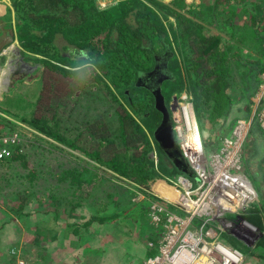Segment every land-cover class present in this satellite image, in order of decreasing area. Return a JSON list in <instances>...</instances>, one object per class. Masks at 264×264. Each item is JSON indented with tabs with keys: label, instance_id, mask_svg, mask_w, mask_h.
<instances>
[{
	"label": "trees",
	"instance_id": "obj_1",
	"mask_svg": "<svg viewBox=\"0 0 264 264\" xmlns=\"http://www.w3.org/2000/svg\"><path fill=\"white\" fill-rule=\"evenodd\" d=\"M262 2L115 0L100 7L97 0H10L2 21L5 28L13 31L11 41L18 42L26 62L42 66L33 79L40 83L37 95L26 99L24 94L19 102L22 107H30L31 97L35 98L32 113L10 117L52 139L53 142H46L53 149L63 150L59 145L75 149L108 171L150 186L155 178H160L156 172L158 165L154 167L148 156L150 143L146 134L147 131L150 135L160 122L153 94L158 86L170 115L171 96L186 90L197 125L200 130L209 125L210 137L206 142H213L214 147L217 139L231 131L237 119L249 115L251 99L259 87L258 76L264 70V13L259 10ZM239 14L249 20L243 28L237 21ZM7 45L8 42L4 47ZM156 64L157 70L167 75L161 83L157 75H148ZM83 86L87 93L104 91L100 99L107 98L116 126L112 128L110 118L105 123V117L100 115L84 122V135L81 134L84 139H75L69 129L59 127L57 110L80 94ZM0 121L7 132L17 127L5 117L0 116ZM252 129L255 140L262 141L263 134L256 122ZM43 138L36 136L38 141ZM116 139L123 146L117 152L113 148ZM206 142L205 150L210 147ZM83 143L90 144L91 149L87 150ZM102 157L105 161H101ZM12 158L7 162L11 164ZM94 168L86 164L80 169L67 168L57 173V184L65 183L71 189L68 199L62 192L55 193L59 204L73 210L79 206L83 194L86 200L96 193L107 173L102 175ZM168 170L170 174L180 173L172 165ZM24 176L31 183L37 174L30 171ZM155 189L162 196L173 193L176 197L173 187L163 181L156 182ZM23 192V196L13 195L18 201L11 207L16 220L26 216L23 209L30 203V196L36 194L27 188ZM118 205L112 200L96 199L92 203L93 213L81 228L119 218L144 228L147 201L143 199L123 208H117ZM253 208L243 214L264 230L263 208L260 205ZM56 210L59 214V207ZM223 235L226 243L243 254L254 249L262 252L251 251L253 254L264 253V235L253 248L233 235L226 234L227 239ZM233 238L241 244H235ZM156 252L149 254L154 256Z\"/></svg>",
	"mask_w": 264,
	"mask_h": 264
},
{
	"label": "rangeland",
	"instance_id": "obj_2",
	"mask_svg": "<svg viewBox=\"0 0 264 264\" xmlns=\"http://www.w3.org/2000/svg\"><path fill=\"white\" fill-rule=\"evenodd\" d=\"M8 1L10 3V0ZM113 2L115 0H97V4L100 7H104ZM259 10L264 13V0L260 4ZM244 17L243 14H239L237 18V21L240 23L239 27L241 28L249 23L248 18L244 19ZM10 45H15L18 48L19 58L32 69L30 70L28 68L27 70L30 71L13 74L9 84H7L8 77H5V75L8 71L15 69V65L11 67V64H9L6 70L2 72L7 59V55L3 54V51ZM41 67L40 63L26 62L20 54L19 45L15 41L10 42L0 51V89L7 85L0 91V106L4 108L1 109L0 116L13 121L17 126L12 132H7V129L3 127V122L0 121V136L17 132L21 139L20 143L14 147L13 158L10 161L11 164L7 162L8 159L0 161V264H15L17 259L26 260L29 264H147L149 258H154L158 253L159 241H162L165 234L164 223L155 225L148 214L151 203L155 201L154 198L152 199L148 196L151 197V191L155 190L154 184L160 181V178H155L150 186L124 178L108 171L104 165L91 160L90 157L84 156L75 149L59 144V147L63 150L53 149L46 142H53L52 139L40 134L26 123L11 118L10 115L16 116L27 113L29 116L32 113L35 98L31 97L28 103L30 107L28 105L22 107L19 102L22 101L21 97L24 94H26V99L32 94L37 95L40 89V83L33 79L37 76L36 70ZM62 89H66V87H62ZM183 91L186 90H182L181 92ZM89 93H94V95ZM89 93L85 91V87L83 86L80 94L73 97L70 102H66L65 106L59 107L57 110V117L60 123L59 127L65 130L69 129V134L75 139H84V137H81V134L84 135V122L100 115L105 117V123L110 118V126L112 128L116 126L115 116L112 114L114 112L113 109H109L107 98L105 100L100 99L105 94L104 91L91 92L90 90ZM97 94L98 97L96 96ZM175 94L177 93L171 96L169 107L172 125L176 119L175 113L177 112L176 106L178 105L172 101V97ZM194 120L196 122L195 115ZM191 128L192 125L190 122V127L186 130V134L191 131ZM207 128H209V125H203V130H200L198 127L203 148L204 141L206 142L210 137ZM250 129L251 131L246 136L241 147V159L243 172L248 174V178L256 189L257 196L247 210L251 208L252 211L255 205H260L263 208L264 216V136L262 137V141L259 138L255 140L252 126ZM110 130L113 129L110 128ZM36 136L44 137L43 139L45 140L38 141ZM175 139L177 144L178 139L176 134ZM86 140L87 137L85 138ZM220 140L221 138L217 139L215 147L213 142H206L210 146L206 150L204 148L206 156L218 151L220 148ZM118 141V139L115 140V146L113 147L115 152L123 149V146L119 145ZM81 145L87 150L91 149L89 147L90 144L83 143ZM97 145L99 144L97 143ZM103 148L101 147V150ZM110 153L112 154V151ZM115 157L122 158L117 155ZM158 157L159 163L157 168L159 167L158 169L163 174L165 173L164 175L172 178L178 175L168 172V167L171 166L170 162L160 151ZM102 159L101 161H105L103 157ZM86 164H92L95 167L94 170H99L102 175L106 172L107 176L103 178L102 184L97 187L96 193L93 196H89L88 198L86 196L87 199L83 200V194L79 199V206L71 210L68 205L59 204L58 198L54 197L55 193L62 192L65 199H68L71 191L67 184L62 182L59 185L57 184V173L67 168L74 167L80 169L82 165ZM89 170L93 171L92 166L89 167ZM30 171H35L37 174L31 183L24 176ZM250 176H253V179ZM191 179L194 181L195 176ZM26 188L36 194L30 196V203L23 209V213H27L26 216L19 217L16 220L14 216L15 212L11 211V207L15 206L18 201L13 199V195L17 193L23 196V190ZM107 193L110 194V199L107 197ZM28 195L30 194L28 193ZM174 196L172 193L167 197L174 199ZM98 198L104 199L107 202L110 200L117 202L119 204L117 208H123L127 204L144 199L148 202L147 218L145 219L144 228H138L135 224L130 225V222L123 218H119L111 223L96 221L87 227L81 228V224L93 213L92 203ZM18 199L21 200V198ZM259 200L263 201L262 204ZM65 204L68 203L65 202ZM58 207L59 214L57 213V215L56 212L58 211L56 209ZM247 210L239 212L236 215V217L243 219V221L237 220V224H247V226H243L242 228V232L246 231V233L243 234L240 226L237 224L233 231L224 229L222 232L225 234L223 235L224 239L228 238L226 234H230L228 236L233 235L237 239V236L244 237L246 241L242 239L238 240L242 243L248 242L249 245L247 246L253 248L256 246L260 237L264 235V230L258 224L246 220L243 213ZM175 212L181 215L179 210H175ZM71 224H75L76 226H72ZM198 227L199 225L196 226L197 229ZM237 227L239 228L237 229ZM210 228L215 227L205 225L202 228L203 238L209 246L215 241V237L208 238L205 235L206 231ZM73 230L76 232L74 233ZM57 235L59 237L54 239ZM215 236H217V233ZM233 241L235 244H241L235 238H233ZM150 243H153V245L151 246ZM233 248L241 252L237 248ZM156 250V254L150 256L149 252L153 253ZM251 251L262 252L260 249L249 250L248 253L242 254V258L237 264H264V253L263 255L253 254Z\"/></svg>",
	"mask_w": 264,
	"mask_h": 264
},
{
	"label": "built area",
	"instance_id": "obj_3",
	"mask_svg": "<svg viewBox=\"0 0 264 264\" xmlns=\"http://www.w3.org/2000/svg\"><path fill=\"white\" fill-rule=\"evenodd\" d=\"M14 41L16 42V40ZM258 77L259 87L251 99L252 105L249 115L246 118L236 120L231 131L221 137L218 151L208 156L204 155L205 160L200 167L193 165L189 155L191 151H194V147L188 151L186 146L188 135L186 130L190 127L191 119L194 120L191 97L186 91L177 93L172 97L173 103L178 104L176 106L177 112L175 113L176 119L173 124V130L178 139L177 146L185 158L192 176L179 173L172 178L156 169L160 176V181L173 187L176 197L170 199L167 196H162L155 189L154 184L155 190L151 191L150 198H154L155 201L149 207V216L155 225L164 223L165 234L162 241H159L158 255L156 254L154 258H149L147 264H168L166 258L170 257L172 252L181 245L184 235L187 233L194 235L193 239L202 241L209 248L221 245L230 252L235 253L233 264H237L241 260L243 253L236 251L222 239V231L224 229L233 231L235 226L239 225L242 232L243 225L242 223L237 224V220L243 221V219L236 217V215L247 210L257 196L254 185L243 172L241 147L254 122L257 123L264 136V71ZM146 133L150 143L149 157L153 160L156 167L159 163L158 148L149 133L147 131ZM20 140L17 132L0 136V161L11 159L14 147L20 143ZM217 166L221 168V172L225 168L224 174H229L237 180L238 185L235 188L232 189L234 180L230 177L231 184L223 193L219 194L214 189L208 180V176H212L217 172ZM193 176H195L194 181L191 179ZM143 189L145 190V188ZM175 210H179L181 215L176 214ZM197 225H199L198 229L196 228ZM205 225L215 227L210 228L205 233L208 238L215 237V241L210 246L203 238L202 228ZM216 233L217 236H215ZM242 233L244 234L246 231ZM150 245L152 246L153 243H150ZM228 263L230 261L222 256L219 264ZM15 264L29 263L26 260L17 259Z\"/></svg>",
	"mask_w": 264,
	"mask_h": 264
},
{
	"label": "bare ground",
	"instance_id": "obj_4",
	"mask_svg": "<svg viewBox=\"0 0 264 264\" xmlns=\"http://www.w3.org/2000/svg\"><path fill=\"white\" fill-rule=\"evenodd\" d=\"M3 54L7 55L6 65L3 68L2 72L6 70L7 66L11 64V67L15 65V69L11 72L8 71L5 77H8V83L10 82L11 75L14 73L15 70H19V72L30 71L32 68L27 65L22 59L19 58V51L18 48L14 45L8 46L4 51ZM2 54V55H3ZM21 68V69H20ZM30 68V70H27ZM23 69V70H22ZM7 86V85H6ZM2 87L3 89L6 87ZM1 88V89H2ZM0 89V91H1ZM2 89V90H3ZM197 122L191 119V131L187 135L186 146L188 147V151L194 147V151L189 153L190 158L192 159V163L195 167H200L205 160V153L203 151L204 148L198 131V127L196 125ZM225 168H223L221 172V168L217 166V172L212 175L208 176L209 182L213 185L214 189L219 193H223L228 186H230L231 177L234 180L232 183V189L238 185L237 180L230 176L229 174L225 175ZM243 226H247V224L242 223ZM250 228V227H249ZM195 236L187 233L184 235V240H182L181 245L178 246L173 252L172 255L168 258V264H219L222 256L226 257L230 263H234V256L235 253L230 252L227 248L219 245L216 247L208 248L202 241H198L193 239Z\"/></svg>",
	"mask_w": 264,
	"mask_h": 264
},
{
	"label": "water",
	"instance_id": "obj_5",
	"mask_svg": "<svg viewBox=\"0 0 264 264\" xmlns=\"http://www.w3.org/2000/svg\"><path fill=\"white\" fill-rule=\"evenodd\" d=\"M17 73H20L19 70H15L13 74H17ZM12 75L10 77H12ZM159 82L161 83L162 80H159ZM153 94L155 99V108L161 114L160 122L153 130L152 133L153 138L157 142L159 148L162 150L164 155L168 158L171 165H173L177 169V171L186 174L188 176H191L192 172L189 169L185 158L182 156L176 144V139L172 127V117L169 113L168 108L164 103V98L161 93L160 86H158L157 89L153 91ZM237 237L238 239H242L246 241L244 237H243L244 239L241 238L242 236H237ZM243 243H245V245H249L248 242H243Z\"/></svg>",
	"mask_w": 264,
	"mask_h": 264
},
{
	"label": "crops",
	"instance_id": "obj_6",
	"mask_svg": "<svg viewBox=\"0 0 264 264\" xmlns=\"http://www.w3.org/2000/svg\"><path fill=\"white\" fill-rule=\"evenodd\" d=\"M7 7H10L9 1L8 0H0V51H2V49L4 48L5 43L8 42V44H9L10 42H12L11 39H12L13 31L11 29L5 28V24L2 21L4 15L7 12ZM11 15L13 17V12ZM150 135H151V138L153 139V141L155 142L153 135H152V132ZM174 135H175V133H174ZM246 175H248V174L246 173ZM57 237H59V236L57 235ZM57 237H54V239H57Z\"/></svg>",
	"mask_w": 264,
	"mask_h": 264
},
{
	"label": "flooded vegetation",
	"instance_id": "obj_7",
	"mask_svg": "<svg viewBox=\"0 0 264 264\" xmlns=\"http://www.w3.org/2000/svg\"><path fill=\"white\" fill-rule=\"evenodd\" d=\"M157 68H158V64H156L155 65V67H154V69L153 70H151L149 73H148V75L149 76H151V75H157L158 76V79H157V81L159 82V80H162L163 81V79L164 78H166L167 77V75L166 74H164V73H162V72H160V71H158L157 70ZM157 89V88H156ZM155 89V90H156ZM155 90H153V91H155ZM170 113V112H169ZM161 119V118H160ZM158 125V124H157ZM155 129V128H154ZM153 132V131H152ZM155 140V139H154ZM156 142V141H155ZM156 144H157V142H156ZM157 148H159V146H158V144H157ZM159 151L164 155V153L162 152V150L159 148V150H158V153H159ZM169 161V160H168ZM170 162V161H169ZM170 165H171V163H170ZM173 166V165H172ZM174 167V166H173ZM251 177V179H253V176H250Z\"/></svg>",
	"mask_w": 264,
	"mask_h": 264
},
{
	"label": "clouds",
	"instance_id": "obj_8",
	"mask_svg": "<svg viewBox=\"0 0 264 264\" xmlns=\"http://www.w3.org/2000/svg\"><path fill=\"white\" fill-rule=\"evenodd\" d=\"M172 127H173V125H172ZM155 143H156V142H155ZM156 145H157V144H156ZM180 173H181V172H180ZM191 176H192V175H191ZM191 176H190V177H191Z\"/></svg>",
	"mask_w": 264,
	"mask_h": 264
}]
</instances>
